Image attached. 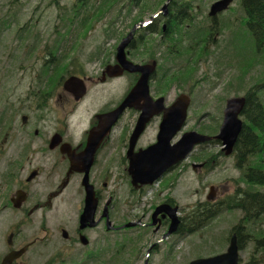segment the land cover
Masks as SVG:
<instances>
[{
	"label": "flooded vegetation",
	"instance_id": "obj_1",
	"mask_svg": "<svg viewBox=\"0 0 264 264\" xmlns=\"http://www.w3.org/2000/svg\"><path fill=\"white\" fill-rule=\"evenodd\" d=\"M186 3L173 0L167 14L153 21L146 35H135L127 49L128 60L142 66L156 63L148 57L154 49L150 32L160 34L170 52L174 29L191 16L192 8ZM203 42L195 43L199 47ZM24 51L26 58H32L26 67V88L0 100V264L9 257L11 264H178L170 256L172 247L177 242L184 244L188 237L187 219L181 215L177 231L170 235V214L156 215V209L174 204L171 192L154 193L149 201V187L134 188L131 184L127 153L142 112L127 110L101 142L94 161L77 162L72 157L84 153L101 115L113 111L124 98L116 102L101 97L100 105L84 117L80 114L84 99L76 101L58 82L43 87L44 79L36 72L43 59L41 51L36 46H26ZM144 52L147 59L138 61ZM169 60L160 63V69ZM105 64L108 69V61ZM112 64L117 63L114 60ZM107 76L103 69L98 81L107 85ZM124 76L133 87L140 79L138 74L132 79L128 73ZM159 84L158 92L166 93L167 84L157 74L150 81L154 100ZM168 98L169 94L166 107L170 106ZM144 102L136 106L141 108ZM162 119L160 114L148 122L134 152L157 143ZM200 164L191 168L203 172L216 161ZM187 170L188 164L180 163L168 174L183 176ZM86 180L93 187L96 207L93 218L82 223L88 197ZM223 187L225 195L230 189Z\"/></svg>",
	"mask_w": 264,
	"mask_h": 264
},
{
	"label": "rangeland",
	"instance_id": "obj_2",
	"mask_svg": "<svg viewBox=\"0 0 264 264\" xmlns=\"http://www.w3.org/2000/svg\"><path fill=\"white\" fill-rule=\"evenodd\" d=\"M95 1L98 0H94V2ZM215 1L217 0H201L197 3V6L200 5L202 8L204 7L207 9V7ZM75 2H77V0H59V4L56 5L55 1L51 3V0H0V100H3L5 94L23 93L26 88L29 80L27 77H24L23 79L24 85L20 89L18 88V83L22 80L21 76H24V73L26 72V70H23L26 69L28 62L32 59L26 58V56L23 55V49L26 46L37 45L38 49L43 53L41 45L55 44L57 41H61L64 36H67L71 30H73L76 36H80V34L86 31L88 33L86 35L85 46L82 45L79 52L81 59L85 60L87 55L97 48L107 49L108 52L106 56L108 60L110 59V54L113 51V45L116 43L117 38L107 37L105 30H112L113 32L116 30L120 35L123 34L121 31L126 25V19L120 18L118 22L115 20L113 25H110L114 20L113 18L115 15H113L112 18H109L99 26L95 23L91 29L93 31L89 33L87 28L82 27L81 18H78L77 20L71 18V16L76 13L74 9ZM48 4L49 6H47ZM197 6L195 8H197ZM59 7H61L62 10H60ZM60 14H62L63 18L58 19L57 16H60ZM153 14L154 12H146L145 20H149ZM31 18H33L32 23L35 24L30 27V29L27 27V31L24 32L23 29L25 28L27 21ZM224 18H226V16ZM69 19H72L75 22L72 23ZM199 20L201 21L202 19L199 17ZM221 32V34L216 35L217 40L214 41L209 48V55L206 54L207 58H204L207 60L202 64L203 69H200L198 72V76L200 77L207 76L204 77L205 81H202L200 89L197 90L198 93L196 92L195 104L196 106L202 104L199 111L208 115L202 125H200L196 120V116H193L192 112V114H190L191 119L185 130L197 131L205 124L206 126L215 125L217 123V118H219V107L221 103L217 101L216 97L223 93L222 88H224V83L221 80L219 83L220 86L217 88H212L210 84L217 82L218 80L215 75L220 69L218 63L221 65L223 59L226 58L225 64H227L228 54H230L233 49V46H228V44L231 45L233 36L231 34V29L227 24V19L221 20ZM63 44L64 47L68 46L67 42H64ZM234 47L237 48V46ZM233 50L237 52L235 49ZM140 52H143V48L140 49L139 53ZM143 54H145V52ZM258 55H261V52ZM137 59L145 60L147 57L140 55ZM241 62L240 58H236L233 61L236 68H238ZM255 65L258 66L259 63L257 62ZM95 66L96 65L93 63L87 64L89 74H96L97 69H95ZM256 73L259 74L256 69H253L252 74ZM126 83L127 82L122 83V81H115L108 84L106 95L110 98L118 96L122 93L123 87ZM250 84H252V82H250ZM172 91V100H174L177 90L173 88ZM94 94L93 91L91 95ZM188 162H192V160H189ZM222 162L223 164L210 176L201 175L200 177H197L192 170L188 171V174L180 181L174 194L176 200H178L183 208H189V206L193 205L197 200H205L210 186H216L223 183L224 180L233 178L238 179L240 177V173L235 169L233 159L226 158L223 159ZM240 217V212L238 211L233 214L222 216L214 222L211 228L207 229L200 235L195 236L189 244L191 246H200L202 241H204L212 248L207 249V255L212 256L221 254L226 249L224 241L226 242L233 223L238 221ZM261 224H263V221L257 222L255 227ZM189 244L187 247V253H189L188 260L194 257L192 255L193 250H189ZM253 250V245H250L248 250L243 253L242 257L244 263L247 261V257L253 252ZM182 255L183 252L179 251L176 252L172 258L179 259ZM199 255L205 257L206 253L204 251L199 253Z\"/></svg>",
	"mask_w": 264,
	"mask_h": 264
},
{
	"label": "water",
	"instance_id": "obj_3",
	"mask_svg": "<svg viewBox=\"0 0 264 264\" xmlns=\"http://www.w3.org/2000/svg\"><path fill=\"white\" fill-rule=\"evenodd\" d=\"M232 0H223L214 4L211 8V16H216L219 12L226 9ZM129 40H126V43ZM124 47L125 45H121L119 48L118 58L120 59L124 57ZM128 64V63H127ZM130 72L141 71L143 74L142 81L139 83L140 88H144L146 90V95H148V91L146 88L148 75L150 70L145 68L135 67L131 64H128L126 67ZM80 81L76 78H71L65 84V88L69 91H73L74 87L78 85ZM135 94V93H134ZM131 101L134 100V95L131 94ZM130 107L133 105L130 104ZM157 105H153L151 108H147L144 110V114L138 125V128L135 133V138L139 135V133L144 128V125L149 121L151 117L156 115L158 111H161V108H157ZM189 106V100L186 97H182L179 101L165 113L164 122L161 126V133L159 136V143L148 149L145 153L131 158L132 167H141L145 166L150 168L148 170L147 179L142 182L143 184H152L160 175L174 163L182 161L194 148L195 145L204 143L209 139L206 137L199 136L195 133L187 134L183 140L177 144L176 146H171L170 142L177 134L178 131L184 125L186 119L187 108ZM245 107V99H233L228 102L227 108L224 114V122L221 127V131L219 136L216 137L218 141H221L224 145V152L227 155H230L233 151V148L243 130V123L239 119V116L242 114ZM120 113V112H118ZM116 113V116L117 114ZM107 133V130L104 134ZM135 141V140H134ZM94 148H90L87 150V156L89 162H91V154L93 153ZM176 219H174L175 221ZM238 246L236 238L232 239L231 247L228 250V253L213 259L201 260L197 261L193 264H238Z\"/></svg>",
	"mask_w": 264,
	"mask_h": 264
},
{
	"label": "trees",
	"instance_id": "obj_4",
	"mask_svg": "<svg viewBox=\"0 0 264 264\" xmlns=\"http://www.w3.org/2000/svg\"><path fill=\"white\" fill-rule=\"evenodd\" d=\"M243 4L249 16L247 24L250 35L255 45L257 43L258 47H261L264 43V0H243ZM256 94L257 92L255 93L254 91L248 94L247 105L243 113L245 125L235 148L240 168L248 162L251 156L264 158V105L260 100L256 99ZM261 164L262 162L258 166H261ZM245 180L252 186H264V174L260 169H251L245 175ZM221 206L229 211L233 209L243 211L244 219L237 229L241 242V240H244L242 233H244L243 227L245 223L250 220L254 221L259 213H264V195L238 190L235 196L227 197ZM210 208L206 204L197 209L193 213V216H196L197 213H204Z\"/></svg>",
	"mask_w": 264,
	"mask_h": 264
}]
</instances>
